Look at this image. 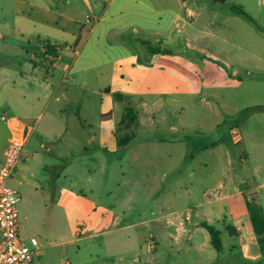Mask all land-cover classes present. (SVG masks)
Returning <instances> with one entry per match:
<instances>
[{"label":"crops","instance_id":"obj_1","mask_svg":"<svg viewBox=\"0 0 264 264\" xmlns=\"http://www.w3.org/2000/svg\"><path fill=\"white\" fill-rule=\"evenodd\" d=\"M103 4L101 18L94 24L70 18L60 27L45 21L21 20L32 23L54 41H62L72 60L67 64L65 57L69 56L52 43L57 48L56 54L45 55L44 60H40L45 65L51 64L50 68H44L50 76L40 79L37 75H22L25 89H14L21 96L15 103L20 104L21 118L35 123L22 159L23 168L26 172L33 171L40 166L44 153L53 161L48 168L56 171L50 182L57 187L55 193L51 190L54 194L51 208L56 217H61L56 221L62 223L63 218L66 230L75 237L82 236L78 229L82 226L87 232L86 238L113 233L123 234L125 238L134 235L138 245L132 250L123 248L124 254L135 252L136 264H156L157 258L149 256L155 253L157 243L153 231L161 232L168 226L177 230L178 220L170 225L167 218L163 222L165 217L190 213L191 225L185 226L186 231L179 239H176L177 234H170L181 241L180 251L187 255L180 263L220 264L211 236L202 224L206 222L218 230L225 212L234 216L238 206H244L251 217L250 230L259 255L264 258V205L257 195V191L264 188L261 181L264 179L258 176L261 183L249 188L246 181H236L230 165L240 145H243L241 163L254 153L264 152V139L255 136L246 143L238 126L220 129L222 122L217 106H226V100L219 103L211 92L221 87L218 77L224 71L217 64L222 56L210 50L217 48L216 42L221 43L222 48L235 47L237 33L253 31L251 22L234 14L231 6L213 0H103ZM95 6L100 7L101 3L96 2ZM130 30L137 37H131ZM143 34L148 38L152 36L154 43ZM150 47L160 52L151 53ZM173 48L179 51H170ZM189 53H194L196 58H190ZM223 56V66L228 70L235 68L230 55L224 52ZM208 57L213 60L205 59ZM238 72L236 70L235 74ZM70 74L74 79L61 92ZM232 87L237 88L239 84ZM114 93L123 94L125 101H115ZM204 94L211 100L202 99ZM200 102L208 108L209 115L192 119L180 116L174 125H169L171 114L164 112L166 106L186 110ZM125 106L135 109L138 124L133 129V140L120 147L117 129ZM46 116L47 129L39 133L33 149L29 150L38 120ZM248 121L249 118L244 124ZM211 135L216 138L205 144L195 138ZM173 154L174 175L172 169L165 172ZM159 165L163 173L155 168ZM261 167H256V174ZM19 169L14 177L16 182L40 188L39 183ZM96 175L103 176L106 182H115L118 187L113 190L103 184L98 190ZM189 176L202 180L203 193L188 180ZM79 183L86 188L77 189ZM210 190L216 199L206 201ZM49 192L50 189L47 192L50 195ZM227 199L231 202L229 210L218 203ZM19 223L22 235L20 220ZM246 247L243 244L242 248ZM203 248L207 258L188 256L190 251L201 253ZM176 261L166 259L164 264ZM127 262L122 256L121 264H130ZM248 263L251 260L230 264Z\"/></svg>","mask_w":264,"mask_h":264},{"label":"rangeland","instance_id":"obj_2","mask_svg":"<svg viewBox=\"0 0 264 264\" xmlns=\"http://www.w3.org/2000/svg\"><path fill=\"white\" fill-rule=\"evenodd\" d=\"M96 2H100L101 6L96 7ZM224 4H226V7L232 5L242 6L250 17L253 31L245 30V32L237 33L239 36H237V40L233 44L236 45L235 47L222 48V44L216 42L217 48L213 47L212 49L214 50H210V53L218 57L222 56L217 64L224 71L218 77L221 87L212 89L211 92L217 96L219 103L223 99L226 100V106L220 104L217 106L220 114L219 119L222 122L219 128L230 130L231 128L236 129L239 127L243 140L248 143L255 136L264 139V112H256L260 107L264 108V0H227ZM103 5V0H0V157L3 151L6 150L11 138L9 123L2 120L3 117L8 120L17 118L31 127L35 124L32 123L33 121L29 122L21 118L23 113L21 112L20 104L15 105L21 96L14 89L18 91L25 89L22 75H37L40 79L50 76L45 69L50 68L51 64L45 65L40 60H44L45 55H51L48 53L51 50L47 46H54L52 43L58 45L57 47L61 48L65 56H69L68 51L65 50L66 45L62 41H54L52 38L42 34L38 29H35L32 23L21 20L45 21L62 27L66 20L73 18L74 20H81V22L88 25L89 23L86 22L88 16L95 17V20H100ZM92 23L97 22L92 21ZM92 23L90 22V24ZM129 35L137 37V34H133L132 30L129 31ZM143 35L154 43L152 36L148 38L146 34ZM170 51L178 52L179 49L173 48ZM224 52L230 55L235 68L228 70L227 67L223 66L222 58H224ZM189 55L192 59L196 58L194 53H189ZM197 57L200 60L199 55ZM70 59V56L69 58L65 57V62L67 64L72 63ZM205 59L212 61L213 57ZM36 69L39 70L36 71ZM236 70H239L238 74H235ZM73 79V75L70 74L68 81L66 79L67 83L62 86L61 92L65 91ZM237 84H239V87H232ZM58 95L60 96V93ZM49 96L50 98L52 97L51 94ZM55 97L56 95L53 99ZM202 99L211 100L208 94H204ZM96 100L99 101L98 97H96ZM236 108H238V112ZM164 112L171 114L169 125H174L180 116L184 119H192L197 116H203L204 118L209 115L208 108L202 105L201 102L200 105L188 107L186 110H182L179 106H173L172 108L166 106ZM47 116L42 120H38L36 132L28 146L29 150L33 149V143L39 133L47 129ZM248 118V123L244 124V121ZM194 136H197V133ZM195 138L205 144L207 140L210 141L216 138V135L214 137L211 135L209 137L198 136ZM242 146L237 147L236 152L232 155V162H230L232 175L236 177V181H246V186L253 188L261 183L258 180V176L264 179V152L257 155L254 153L250 159L241 163L239 156L243 152L241 150ZM202 155L205 156V153H202ZM49 160H51L49 155L44 153L40 166L35 167L31 172L24 170L22 160L18 166V168L20 167L19 172L27 174L29 179L39 183L40 188L20 185L16 182L17 180H14L18 172L9 180V186L16 189L20 196L18 209L21 229L23 230L21 236L25 238L26 245L30 248H32L30 243L32 237L37 238L40 243V250L38 255L35 256L33 264H66L67 262L71 264H121L122 256L126 262L129 260L127 263L136 264L134 262L135 252L129 251L125 255V250L123 251V248L132 250V248H135L134 246L138 245L134 235L133 237L130 235V238H125L123 234L113 233L96 238H86L87 232L82 226L78 227L82 231V236L75 237L72 232L66 230L63 218L62 223L56 221V219L61 217H56L53 208H51L54 205L52 199L54 194L51 190L55 193L57 187L53 184L50 185L51 176L56 171L48 168V165L53 163L52 160L51 162ZM175 165L176 161L173 154V158L166 166L165 172L172 169L174 175L176 171ZM259 165L262 167L259 170V174H256V167ZM155 168L160 173H163L160 165ZM143 171L146 172L148 170L144 169ZM94 177H98L97 182L99 185L95 186L98 190L103 184L108 185L113 190L118 187L115 182L103 180L101 175ZM187 178L192 180L195 183V187L203 193L205 185H203L201 179H197V176L194 178L189 176ZM261 181L263 182L264 180ZM62 183H64V180H62ZM246 186L244 185L243 187ZM84 187L82 183L77 184V189ZM187 188H190V185ZM48 189H50V195L47 194ZM257 195L264 205V188L259 189ZM49 196H51L50 200L47 199ZM213 199H216V196L210 190L206 201ZM110 202L112 203L111 200ZM218 203L224 209L229 210L231 208L229 199ZM80 212L82 214L81 210ZM166 218L168 219V217H165L164 223L167 220ZM221 221V225L217 228L220 231L222 247L216 250V259L220 260V264H224L222 263L224 260L226 264L241 260H251V263L248 264H264V258L259 255L255 236L250 230L251 217L245 207L238 206V213L234 216L225 212L221 216ZM191 222L192 218L190 222H186L185 226L190 227ZM247 232H250V234ZM153 234L156 236L157 243L155 253H150L149 256L154 255L157 258L156 264H164L166 259L177 260L175 264H181L180 259H184L187 255L180 251L181 241H176L173 236L170 237V234H178L177 230L168 226L167 229L161 232L154 230ZM187 239L188 236H186L185 240ZM142 244L144 245L145 243ZM243 244L247 246L245 249L242 248ZM203 250L205 251V248ZM203 250L201 253H196L194 250L190 251L188 256L205 259L208 254ZM90 260L97 262L91 263L92 261Z\"/></svg>","mask_w":264,"mask_h":264},{"label":"built area","instance_id":"obj_3","mask_svg":"<svg viewBox=\"0 0 264 264\" xmlns=\"http://www.w3.org/2000/svg\"><path fill=\"white\" fill-rule=\"evenodd\" d=\"M98 22L95 17L88 16L87 22ZM2 120L9 123L11 138L4 152L3 161H0V264H33L34 258L40 250V243L37 238L32 237L30 243L32 248L26 245L19 231V192L9 186V180L16 174L20 161L23 159L30 133L34 130L35 124L31 127L24 121L17 118ZM191 214H171L168 223L175 225L178 220L176 239L186 231V222L191 221Z\"/></svg>","mask_w":264,"mask_h":264},{"label":"trees","instance_id":"obj_4","mask_svg":"<svg viewBox=\"0 0 264 264\" xmlns=\"http://www.w3.org/2000/svg\"><path fill=\"white\" fill-rule=\"evenodd\" d=\"M216 3L224 4L227 0H213ZM231 10L234 14L238 16H242L250 21L249 15L245 12L244 8L240 5H232ZM48 49L51 51L48 52L49 54H56V46H47ZM149 51L151 53H159L160 50L158 48L150 47ZM113 97L117 102L125 101L126 97L120 93H114ZM259 109L264 110V108L260 107ZM138 124V116L135 109L131 106H125L124 113L122 115L121 121L118 124L117 129V139L118 144L120 147H124L128 145L134 138V131L133 129L137 127ZM120 132L122 135H120ZM202 226L209 232L211 236L212 246L219 250L222 247V241L220 239V231H218L214 226L209 225L208 223L204 222Z\"/></svg>","mask_w":264,"mask_h":264}]
</instances>
